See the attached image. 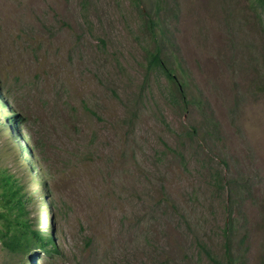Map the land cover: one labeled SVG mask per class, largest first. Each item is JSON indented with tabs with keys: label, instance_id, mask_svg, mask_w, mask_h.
Here are the masks:
<instances>
[{
	"label": "rangeland",
	"instance_id": "rangeland-1",
	"mask_svg": "<svg viewBox=\"0 0 264 264\" xmlns=\"http://www.w3.org/2000/svg\"><path fill=\"white\" fill-rule=\"evenodd\" d=\"M157 1L197 105L143 82L152 35L131 0H0V166L59 249L0 245V264H226L225 242L232 264H264V7Z\"/></svg>",
	"mask_w": 264,
	"mask_h": 264
},
{
	"label": "trees",
	"instance_id": "trees-1",
	"mask_svg": "<svg viewBox=\"0 0 264 264\" xmlns=\"http://www.w3.org/2000/svg\"><path fill=\"white\" fill-rule=\"evenodd\" d=\"M255 1L259 6L264 7V0ZM131 3L143 18L145 29L152 35L153 45L150 48H145L142 57L144 62L143 82L148 79L150 74L157 71L162 74L169 83L172 89L170 92L172 97L180 98L186 106L197 105L200 98L190 93L188 87L180 80L179 73L182 74L184 70L180 67L179 63H173L175 57L170 58L165 54L162 41L163 35L157 36L159 31L163 34V28H161L159 24V11L156 9L155 12L152 13L151 6H145L144 0H131ZM153 5L157 6L158 1L153 0ZM102 42L104 43V40H102ZM0 104H3L1 99ZM7 112L10 114L9 110ZM134 116V114L130 115L131 121ZM10 119L9 117V121H11ZM210 122L212 123L213 131L217 132L218 123L215 122V120L212 121V118ZM11 132L13 133V130ZM14 133L15 135L11 134V140L13 141L16 139L19 141V151L26 154L28 146L23 142V139L21 140L19 133L15 131ZM184 135L193 140V138L196 139L200 137V131L196 125L190 124L186 127ZM165 147L171 152L170 150L172 148L170 146L165 144ZM27 155H29V153H27ZM25 165L28 167L29 171V168L31 169L30 165L26 163ZM32 199V195L28 193L26 189V184L5 167L0 166V245L2 249L7 252L18 254L24 258L30 257L28 259H31L35 255L33 250H38L46 254L59 255V249L54 244L50 233H47V235L43 234L40 229L34 226L29 216L28 203ZM199 245L204 249L201 242H199ZM206 252L208 253V251ZM229 252V245L225 242L226 264H232L229 259ZM38 258H40V256H38Z\"/></svg>",
	"mask_w": 264,
	"mask_h": 264
}]
</instances>
